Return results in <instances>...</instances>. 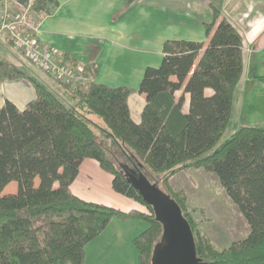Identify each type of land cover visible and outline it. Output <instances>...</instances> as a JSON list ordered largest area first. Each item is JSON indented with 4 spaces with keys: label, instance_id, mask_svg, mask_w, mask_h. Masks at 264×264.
Listing matches in <instances>:
<instances>
[{
    "label": "trees",
    "instance_id": "trees-1",
    "mask_svg": "<svg viewBox=\"0 0 264 264\" xmlns=\"http://www.w3.org/2000/svg\"><path fill=\"white\" fill-rule=\"evenodd\" d=\"M49 4L58 2L34 0L33 7L48 10ZM211 6L213 19L205 23L208 44L168 39L161 64L146 68L138 88L146 95L140 123L133 120L128 102L133 88L94 81L80 88L57 81L62 91L22 65L0 59V86L3 80L21 79L36 90L25 111L9 99L0 108V264H85L86 245L115 217L148 223L134 245L139 263L150 264L162 224L126 169L144 172L179 203L194 232L200 264H264V126L243 124L216 147L233 118L244 61L241 34L216 4ZM85 74L94 77L96 65L85 64ZM92 115L103 120L104 131L128 162L119 165L111 158L98 140ZM86 158L96 159L113 175V188L148 211H125L75 194L71 185ZM192 168L218 176L249 224L244 238L220 247L199 227L188 211L186 191L170 183L175 174ZM13 182L16 191H6Z\"/></svg>",
    "mask_w": 264,
    "mask_h": 264
},
{
    "label": "crops",
    "instance_id": "crops-1",
    "mask_svg": "<svg viewBox=\"0 0 264 264\" xmlns=\"http://www.w3.org/2000/svg\"><path fill=\"white\" fill-rule=\"evenodd\" d=\"M56 1L58 4H49L48 10H35L39 19L36 23L40 24L41 42L57 48L60 58L63 61L68 59L66 63L71 64V60L84 65L94 63L97 67L94 82L133 88L128 102L131 116L137 123L141 122L146 105V95L138 92L146 68L157 67L162 62L163 45L168 39L208 44L205 23L213 19L212 3L220 8L222 16L237 28L243 38L244 70L237 86L233 116L236 100L240 97L243 109L249 111H254L264 101V0H133L131 3L128 0ZM151 55H156L159 60L151 62ZM1 58L21 65L23 63L32 73L37 68L26 60L16 46L8 42L6 34H0ZM53 83L55 88L64 90L59 88L57 81L55 83L53 80ZM206 93L211 95L213 90L208 88ZM176 94L180 96L182 90ZM35 96V87L28 81L3 80L0 86V108L9 99L19 111H25L28 102ZM185 96L184 109L188 111L190 94L186 93ZM255 118L249 120L254 121ZM112 179L113 175L104 170L96 159L86 158L81 162L79 174L71 188L85 200L125 211L146 208L141 202L117 192ZM144 222L115 217L95 237L94 240H98L96 246L107 250L109 255L117 254L120 257L117 264H140L134 238L148 227V223L145 225ZM110 226L112 229H109ZM94 240L86 245V255L89 244L94 243Z\"/></svg>",
    "mask_w": 264,
    "mask_h": 264
},
{
    "label": "rangeland",
    "instance_id": "rangeland-1",
    "mask_svg": "<svg viewBox=\"0 0 264 264\" xmlns=\"http://www.w3.org/2000/svg\"><path fill=\"white\" fill-rule=\"evenodd\" d=\"M33 3L31 8H29V5H23L24 7H18V9L16 7L13 9L15 15H29L30 19L37 22L39 19H37L38 17L35 13ZM2 37H4V35H2ZM150 60L154 63L157 62L159 58L156 55H151ZM17 64L21 65V63ZM160 64L161 62H159V65ZM22 66L24 67L23 63ZM38 68L39 67L36 68L37 70L34 69L33 74L53 87V80L56 83L55 78L41 68L38 70ZM242 101V97L236 100L231 124L216 147L225 142L230 135L243 124L264 126V101H261L254 111L246 110V108L243 109ZM252 113H254V117H252ZM91 118L96 124L94 129L98 135V140L108 147L111 158H114L119 165L128 162V157L117 146H114L113 139L104 131V129L106 130L107 128L103 120L96 115H92ZM253 118H255L254 121L249 120ZM170 183L175 189H184L186 191L189 213L200 223L199 227L206 230L211 235L217 246L224 247L232 241L244 238L249 233L250 227L247 220L239 207L232 202L215 173L207 172L202 168H192L188 171H181L175 174L170 179ZM16 189L17 183L14 182L7 186L6 191L13 192L16 191ZM145 209L148 211L147 208ZM202 209L205 213L201 212ZM144 223L147 225L146 222ZM109 229H112L111 226ZM94 241V243L91 242L93 244H89L90 247L87 251L88 255H86L85 258V264H117V262L120 261V257L117 254L109 255L107 250L96 246L98 240ZM136 256L138 258L137 252Z\"/></svg>",
    "mask_w": 264,
    "mask_h": 264
},
{
    "label": "water",
    "instance_id": "water-1",
    "mask_svg": "<svg viewBox=\"0 0 264 264\" xmlns=\"http://www.w3.org/2000/svg\"><path fill=\"white\" fill-rule=\"evenodd\" d=\"M126 173L162 224V235L154 245L150 264H200L194 232L179 203L144 172L126 169Z\"/></svg>",
    "mask_w": 264,
    "mask_h": 264
},
{
    "label": "built area",
    "instance_id": "built-area-1",
    "mask_svg": "<svg viewBox=\"0 0 264 264\" xmlns=\"http://www.w3.org/2000/svg\"><path fill=\"white\" fill-rule=\"evenodd\" d=\"M33 0L23 3L21 0H0V34L9 35L21 50L26 60L33 66L43 69L58 82H70L84 88L93 81V77L85 74V65L64 63L59 50L48 47L40 39V24L29 15H15L13 9L31 5ZM14 5V6H13Z\"/></svg>",
    "mask_w": 264,
    "mask_h": 264
}]
</instances>
